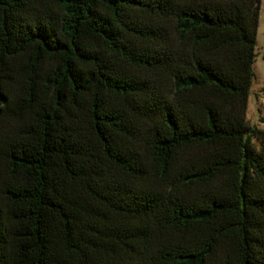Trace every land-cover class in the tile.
Instances as JSON below:
<instances>
[{"label": "trees", "instance_id": "1", "mask_svg": "<svg viewBox=\"0 0 264 264\" xmlns=\"http://www.w3.org/2000/svg\"><path fill=\"white\" fill-rule=\"evenodd\" d=\"M260 1L0 0V264H264Z\"/></svg>", "mask_w": 264, "mask_h": 264}, {"label": "rangeland", "instance_id": "2", "mask_svg": "<svg viewBox=\"0 0 264 264\" xmlns=\"http://www.w3.org/2000/svg\"><path fill=\"white\" fill-rule=\"evenodd\" d=\"M254 51L253 70L255 76L249 90L245 118L248 123L264 128V123L259 121V117L264 114V0L260 1ZM253 142L258 144L255 139Z\"/></svg>", "mask_w": 264, "mask_h": 264}]
</instances>
